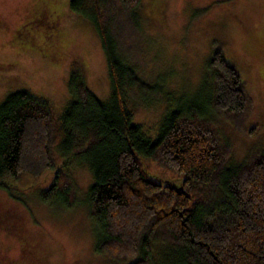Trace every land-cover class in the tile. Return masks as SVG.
I'll return each instance as SVG.
<instances>
[{
	"label": "trees",
	"instance_id": "1",
	"mask_svg": "<svg viewBox=\"0 0 264 264\" xmlns=\"http://www.w3.org/2000/svg\"><path fill=\"white\" fill-rule=\"evenodd\" d=\"M141 1L70 0L71 10L89 19L100 37L111 98L89 88L78 62L61 114L28 89L9 92L0 103V188L11 192L25 176L41 180L55 169L41 198L72 206L78 199L71 164L86 161L94 177L91 213L103 232L98 248L111 263L264 264V153L228 169L232 142L201 107L173 110L154 139L133 123L126 98L138 82L118 51L111 21L117 10L136 13ZM208 67L210 106L234 132L245 131L254 99L237 66L217 50ZM56 146L64 155L60 164ZM144 160L180 181L161 182ZM156 241L172 251L160 263Z\"/></svg>",
	"mask_w": 264,
	"mask_h": 264
},
{
	"label": "rangeland",
	"instance_id": "2",
	"mask_svg": "<svg viewBox=\"0 0 264 264\" xmlns=\"http://www.w3.org/2000/svg\"><path fill=\"white\" fill-rule=\"evenodd\" d=\"M117 11L111 25L118 51L138 82L126 98L133 123L154 139L173 110L201 107L232 142L228 169L264 153V0H142L136 13ZM217 50L237 66L254 99L242 132H234L209 104L208 60ZM74 62L89 88L109 100L112 88L100 37L89 19L71 10L70 0H0V103L24 88L47 98L61 114L71 98ZM55 150L60 164L64 155L59 146ZM72 163L78 199L72 206L41 198L55 169L41 180L25 176L14 182L13 195L0 188V264H113L98 248L103 232L88 198L92 168L86 161ZM144 166L161 182L180 181L149 161ZM154 251L159 263L172 252L161 241Z\"/></svg>",
	"mask_w": 264,
	"mask_h": 264
}]
</instances>
